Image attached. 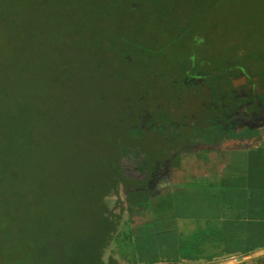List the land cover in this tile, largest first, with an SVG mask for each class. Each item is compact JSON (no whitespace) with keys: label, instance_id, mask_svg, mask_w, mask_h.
Returning a JSON list of instances; mask_svg holds the SVG:
<instances>
[{"label":"trees","instance_id":"trees-1","mask_svg":"<svg viewBox=\"0 0 264 264\" xmlns=\"http://www.w3.org/2000/svg\"><path fill=\"white\" fill-rule=\"evenodd\" d=\"M101 1L107 6L108 2L125 3L128 10L123 11L130 17L137 16L142 5V0L3 2L15 12H36L44 3L62 2L75 10L79 5ZM157 1L151 0V4L155 6ZM11 19L18 21L14 16ZM37 23L35 18L31 24L34 30ZM164 23L163 41L159 33L149 37L143 24L129 19L127 27L132 33L114 37L116 49L106 47L101 39L95 42L96 57L92 61L80 59L81 65L86 63L78 67L82 73V78L77 77L82 79L79 85L73 82L76 76L69 67H60L65 102H52L39 95L35 84L17 77L0 79V264L164 261L144 263L130 254L133 242L129 233L136 230L140 241V227L152 217L151 204L163 188L153 182L158 167L166 163L173 175L182 159L203 144L202 139L173 143L179 138L174 136L181 134L172 130L173 125L184 126L188 120L177 111L181 102L174 79L190 69L192 57L184 52L174 58L171 55L172 59L168 56L164 63L154 52L178 44L175 41L182 37L192 42L194 34L187 30L193 29L192 23L184 25L178 19L179 26L175 18ZM181 26L186 28L185 34ZM37 27L36 33L31 30L26 37L31 43L49 35L48 23ZM97 29L94 26L93 33ZM241 47L237 41L229 42L223 62L252 59ZM256 60L264 65V50L258 52ZM161 128L163 139L158 136ZM166 143L168 153H158L156 162L149 164L151 156Z\"/></svg>","mask_w":264,"mask_h":264},{"label":"rangeland","instance_id":"rangeland-1","mask_svg":"<svg viewBox=\"0 0 264 264\" xmlns=\"http://www.w3.org/2000/svg\"><path fill=\"white\" fill-rule=\"evenodd\" d=\"M3 1L0 0V79L7 81L17 77L25 83L35 84L39 95L47 96L52 102L67 100L66 86L62 85L61 81L64 75L60 67H69L76 76L73 82L79 85L82 81V73L81 68L78 67L86 63L84 61L81 65L80 59L92 61L96 57L92 45L100 39L106 47L116 49L117 41L112 42L113 38L132 33L131 28L127 27L129 19L139 21V26L143 24L149 37L153 33H159L162 41L166 40V36L162 34V25L165 21H174L175 18L179 26L178 19L184 25L192 23L193 29L187 30L192 31L191 35L194 34L193 39L196 41H204V45L196 48V44L187 42V39L182 37L175 41L178 44L165 45L162 50L157 49L154 52L155 57H159L164 63L168 56L172 59L171 55L174 58L184 52L189 55L196 52L206 55L208 53V57L214 56L215 52L217 60L222 59L231 41L240 43L242 50H248L252 60L257 58L259 51L264 50V0H159L156 2V7L151 4V0H142L137 16L134 17L123 11L128 8L121 2H108V6L102 5V1L97 4L88 3L84 6L79 5L75 10L67 8L62 2L50 6L44 3L36 12L33 9L32 12L22 9L15 12L13 9H7ZM8 13L13 15L8 16ZM13 16L18 21H13L11 19ZM35 18L38 19V23L34 30L31 24H34ZM195 21H198L197 25L194 24ZM45 23L50 27L48 37L36 39L34 43L29 42L26 38L29 32L32 30L36 33L40 29L37 26ZM94 26L98 27L95 33H93ZM187 30L182 27L181 33L185 34ZM76 56H79L78 59ZM70 57L73 59L68 62ZM217 60L211 58L214 63ZM244 62L241 64H245ZM55 81L57 84L52 87ZM92 105L98 107V104L92 103ZM190 109V113L203 114L202 106L198 102L193 101ZM187 119H185L187 122L184 120L186 122L184 126L173 125L172 130L181 133L174 136L179 138L173 143L180 141L190 144L197 139L208 141L210 137L204 127L209 122L198 119L196 121L198 125L195 127L191 124L194 120L193 116H188ZM260 125L253 126V132H258L257 138L264 142V129ZM158 136L159 139L164 138V129H159ZM169 148L168 143L161 145L159 151L157 150L149 159V164L156 162L158 153L160 156L167 154ZM203 152L205 151L200 153ZM188 155L192 157L194 152L190 151ZM129 162L128 165L131 167ZM216 165L213 163L212 168ZM135 175L137 176L136 173ZM183 177L185 179H166L167 184L151 204L152 217L150 215L145 227H140V241H137L136 230L130 231L129 238L133 242L130 254L137 255L139 261L151 263L156 260L192 259L223 251V245L210 242V238L217 239L218 231H215L211 219L201 215L203 212L198 211L199 205L191 199L185 188L188 184H192V180L197 179V174L194 173L193 168L186 166ZM152 228L154 230H151ZM256 241L262 242V237L245 240L244 245L248 243L252 245L245 249L255 248L259 244Z\"/></svg>","mask_w":264,"mask_h":264},{"label":"crops","instance_id":"crops-1","mask_svg":"<svg viewBox=\"0 0 264 264\" xmlns=\"http://www.w3.org/2000/svg\"><path fill=\"white\" fill-rule=\"evenodd\" d=\"M256 135L247 142L234 135L224 140L220 130H211L209 140L200 141L214 148L194 151L192 157L187 155L181 166L174 168L171 180L185 179L186 166L197 174V179L185 188L199 205L201 215L211 219L218 231L217 239L210 238V242L223 245L222 252L183 258L178 263L264 264V142L257 138L259 133ZM213 163L217 164L215 168ZM259 237L262 242L256 241L259 244L255 248L245 249L252 246L244 245L245 240Z\"/></svg>","mask_w":264,"mask_h":264},{"label":"flooded vegetation","instance_id":"flooded-vegetation-1","mask_svg":"<svg viewBox=\"0 0 264 264\" xmlns=\"http://www.w3.org/2000/svg\"><path fill=\"white\" fill-rule=\"evenodd\" d=\"M192 42L196 48L205 43L195 39ZM190 56V69L174 79L177 98L181 102L177 111L186 119L193 116L191 124L195 127L198 119L207 120L209 124L204 129L208 134L211 130H220L224 140H230L234 135L247 142L252 135L258 134L253 132V126L261 124L264 129V65L260 61L233 58L229 62L219 59L214 63L211 61L214 56L208 57V53L196 52ZM193 101L202 106L203 114L190 113ZM171 177L170 167L163 163L154 173L153 182L159 188L165 187L166 179L171 180Z\"/></svg>","mask_w":264,"mask_h":264},{"label":"water","instance_id":"water-1","mask_svg":"<svg viewBox=\"0 0 264 264\" xmlns=\"http://www.w3.org/2000/svg\"><path fill=\"white\" fill-rule=\"evenodd\" d=\"M214 148L213 145H206V144H201V145H198L197 147L195 146L194 149H203V150H206V149H212ZM222 262H225V261H222ZM155 264H180V263H176V262H159V263H155ZM204 264H210V263H204Z\"/></svg>","mask_w":264,"mask_h":264}]
</instances>
